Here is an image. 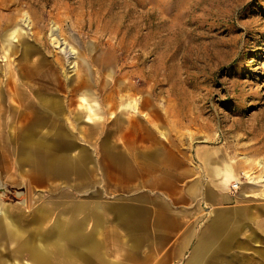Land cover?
<instances>
[{"label": "rangeland", "instance_id": "rangeland-1", "mask_svg": "<svg viewBox=\"0 0 264 264\" xmlns=\"http://www.w3.org/2000/svg\"><path fill=\"white\" fill-rule=\"evenodd\" d=\"M13 28L19 33L9 44ZM34 58L37 77L17 70L20 59ZM13 70L19 97L5 84ZM4 85L11 100L2 98ZM142 96L164 102L172 131L190 149L212 146L214 168L232 165L238 187L232 182L231 190L241 196L235 206L244 209L234 253L264 261V229L248 215L264 204V0H0V225L5 212L23 241L51 251V219L63 198L83 197L88 180L102 190V167L69 182L67 145L80 129L116 116L100 97L123 101L117 112L128 119ZM46 98L55 113H29ZM2 228L0 254L30 264L29 250Z\"/></svg>", "mask_w": 264, "mask_h": 264}, {"label": "crops", "instance_id": "crops-1", "mask_svg": "<svg viewBox=\"0 0 264 264\" xmlns=\"http://www.w3.org/2000/svg\"><path fill=\"white\" fill-rule=\"evenodd\" d=\"M36 61L20 59L17 70L28 69L37 77ZM10 82L21 96L22 84L14 70L5 84ZM2 87V98L11 100L10 86ZM83 98L90 104L88 110L95 111L88 97ZM118 100L100 97V104L115 105L116 116L100 120L97 128L80 129L75 143L65 149V166L75 177L69 182L78 184L76 177L84 174L82 169L102 167V190L95 191L96 182L88 180L90 190L78 192L83 197L74 201L63 198L61 213L51 219V251L41 252L38 240L32 245L23 241L4 212L2 229L10 236L14 233L18 249L29 250L33 258L29 263L51 259V264H252V259L234 253V240L241 231L235 219L244 209L235 206L241 196L231 190L237 177L232 165L214 168L215 155L208 144L190 149L181 132L172 131L160 98L138 97L137 111L128 119L117 112L116 105L123 102ZM48 102L47 98L35 102L29 113H55ZM180 104L178 100L182 109ZM4 109L1 99L0 115ZM21 110V106L16 109ZM81 134L89 138H79ZM52 162L55 168L56 159ZM248 212L259 230L264 229V204ZM56 257H60L59 263ZM0 264L22 262L11 261L2 253Z\"/></svg>", "mask_w": 264, "mask_h": 264}, {"label": "bare ground", "instance_id": "bare-ground-1", "mask_svg": "<svg viewBox=\"0 0 264 264\" xmlns=\"http://www.w3.org/2000/svg\"><path fill=\"white\" fill-rule=\"evenodd\" d=\"M19 29V28H18ZM17 28H13V29H11V30H9V32L6 34V36H7V39H8V43L10 44L11 43V37H13V35L15 34V36L19 33V30H18ZM259 163L261 164V166H264V162L263 161H259ZM259 179H260V177H259ZM0 212H3V211H1L0 210ZM2 230V229H1ZM2 231H0V233H1ZM2 235V234H1Z\"/></svg>", "mask_w": 264, "mask_h": 264}, {"label": "built area", "instance_id": "built-area-1", "mask_svg": "<svg viewBox=\"0 0 264 264\" xmlns=\"http://www.w3.org/2000/svg\"><path fill=\"white\" fill-rule=\"evenodd\" d=\"M237 187H238V182H233V183H232V188H233V189H236Z\"/></svg>", "mask_w": 264, "mask_h": 264}]
</instances>
